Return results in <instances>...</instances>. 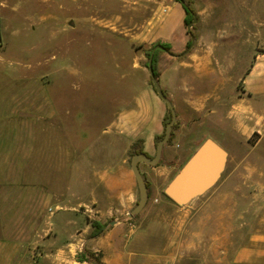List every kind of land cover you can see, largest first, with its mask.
Returning <instances> with one entry per match:
<instances>
[{
	"label": "rangeland",
	"instance_id": "374dc122",
	"mask_svg": "<svg viewBox=\"0 0 264 264\" xmlns=\"http://www.w3.org/2000/svg\"><path fill=\"white\" fill-rule=\"evenodd\" d=\"M186 1L198 16L192 28L196 41L189 50L186 12L177 0H53V14L45 21L47 37L31 40L30 72L37 71L40 83L53 88V102L68 121L69 150L77 151L73 140L84 136V150L80 149L86 170L83 209L91 214L105 198L101 186L95 185L93 172L114 160L130 163L141 141L143 106L147 113L157 114L161 97L147 66L148 51L155 43L169 42L173 52H185L179 59L215 63L217 70L203 85L207 94L216 90L218 78H224V99L230 103L245 94L244 78L237 76L248 67L255 44L263 49L258 44L264 40V0ZM32 10L27 6L17 14L6 10L5 20L11 26L27 22L26 12ZM164 63L165 58L160 59L159 65ZM227 63L236 67L229 78L222 67ZM243 101L247 107L257 102L248 96ZM170 115L168 108L165 125ZM30 119L23 130L29 138V157L13 159L11 166L15 174L21 166L31 187L42 186L53 196L46 202V213L51 216L64 209L58 203L67 192V180L76 195L78 175L73 174L72 160L68 174L61 168V139L47 144L50 135L61 137V120L49 121L38 111L31 112ZM224 134L223 144L216 141L227 151L225 167L206 192L188 203L192 211L182 246L175 248L179 253L169 258L171 264H232L238 248L264 245V119L249 133L230 128ZM175 143L172 139L166 146ZM48 147L58 152V165L53 159L51 166L47 159ZM192 150L177 153L176 162L183 164ZM89 221L96 220L87 215ZM52 232L47 228L40 242L28 241L19 254L0 252V264H90L79 261V253L59 246L64 239L54 241Z\"/></svg>",
	"mask_w": 264,
	"mask_h": 264
},
{
	"label": "crops",
	"instance_id": "0c3cea01",
	"mask_svg": "<svg viewBox=\"0 0 264 264\" xmlns=\"http://www.w3.org/2000/svg\"><path fill=\"white\" fill-rule=\"evenodd\" d=\"M174 5L179 9L177 4ZM26 6L33 8L32 12H26L27 22L12 26L6 22V10L17 14ZM52 14L53 0H0V252L6 254L11 250V253L19 254L28 241L32 244L40 242L48 228L53 231L51 238L54 241L64 239L59 246L64 245L67 250L77 253L84 249L99 252L103 264H171L169 258L179 253L175 248L182 246L181 239L192 208L188 203L173 201L166 195L165 187L204 137H212L223 144L220 138L229 133L230 128L244 134L262 124L264 40L258 44L263 49L255 44L254 50L249 52L252 57L249 65L244 67L242 75L237 76L244 78L245 94L239 95L233 103L224 99V78L215 79L218 83L216 90L206 93L203 85L207 76L217 70L215 63L202 64L177 56L162 70L159 81L177 111V126L172 135L176 143L165 144L158 164L139 163L149 187L148 202L136 216L130 215L140 198L138 183L130 163L114 160L104 169L93 172L95 185L101 186L105 198L101 205L92 208L91 214L83 209L86 203L84 136L73 140L77 143V151H70L68 121L53 102V88L40 83L37 71L30 72L29 45L33 38L47 37L45 21ZM222 67L225 78H229L236 68L228 63ZM247 96L258 103L248 101L250 106L247 107V101H243ZM158 99L156 116L147 113L149 110L144 106L141 110L145 112V118L140 125L138 138L141 141L135 152L143 150L150 156L156 154L157 138L165 132L164 120L168 113L166 103ZM37 111L49 121L61 120V137L50 135L47 144L61 139V168L68 174L72 160L73 174L78 175L76 195L75 187L69 189L67 180V192L58 203L64 209L54 211L51 216L46 213V202L53 196L47 195L42 186L31 187L27 174L24 178L22 176L21 166L17 174L11 166L13 159L29 157V138L23 130L27 129L31 112ZM134 141L132 139L131 145ZM191 148L193 150L183 164L176 162L177 153L190 152ZM46 152L47 159L52 161L51 166H54V160L58 165V152L49 150V147ZM6 160H10V166ZM87 215L101 223L108 222L99 236L90 237L94 225L93 221L86 222ZM232 264H264V245L238 248Z\"/></svg>",
	"mask_w": 264,
	"mask_h": 264
},
{
	"label": "water",
	"instance_id": "95a60500",
	"mask_svg": "<svg viewBox=\"0 0 264 264\" xmlns=\"http://www.w3.org/2000/svg\"><path fill=\"white\" fill-rule=\"evenodd\" d=\"M185 6H189L186 0L181 1ZM198 21V16L193 13V19L187 24V30L191 37V44L188 50L195 44L196 36L192 31L193 25ZM158 48H164V45L157 43L152 48L149 56L148 68L151 74L153 85L170 110L171 118L165 125L164 135L157 141L156 154L150 156L145 152H135L131 156L130 164L133 173L136 177L140 198L136 206L130 212L132 217L136 216L147 204L149 199L148 183L142 174L139 163L146 162L151 165H156L160 162L164 152V146L169 142L172 136V131L177 120V111L171 100L161 86L159 78L155 74L153 66L154 53ZM186 50V52L188 51ZM171 52V51H170ZM176 56H182L183 53H175ZM227 161V151L214 138H205L175 174L171 181L165 187V193L173 201L178 204H186L192 201L197 196L206 192L220 177ZM114 223V221H112Z\"/></svg>",
	"mask_w": 264,
	"mask_h": 264
},
{
	"label": "trees",
	"instance_id": "16d2710c",
	"mask_svg": "<svg viewBox=\"0 0 264 264\" xmlns=\"http://www.w3.org/2000/svg\"><path fill=\"white\" fill-rule=\"evenodd\" d=\"M177 1H180L181 2L182 0H177ZM183 6H184V9H185V12H186V16L184 18V22L187 25L193 19V13H194V11L191 8L190 4H189L188 7L185 6L184 4H183ZM157 43H161V44L164 45V48H158L155 51L154 58H153V66H154L155 74L159 78V75L162 72V70L165 67H167V65L170 62H172L177 56L172 51L171 44L169 42H157ZM157 43H155L154 45H156ZM190 44H191V39L187 42V46L189 47ZM154 45L152 46V48L154 47ZM152 48H151L150 51H148V56H150V54L152 52ZM162 58H165V63L162 66H160L159 65V62H160V59H162ZM147 66H148V64H147ZM176 126H177V123H175L174 128ZM174 128H173V131H172V135L174 133ZM172 139H173V136H171V138L169 139V142ZM136 152H144V151L143 150H137ZM93 225H94V229L90 233V237L99 236L104 231V229L106 228V226L108 225V222L101 223L100 221H95L93 223ZM77 259L79 261H81V262L87 261L90 264H103V262L101 260V254L98 253V252L89 250V249H84L81 252H79V255L77 256Z\"/></svg>",
	"mask_w": 264,
	"mask_h": 264
}]
</instances>
